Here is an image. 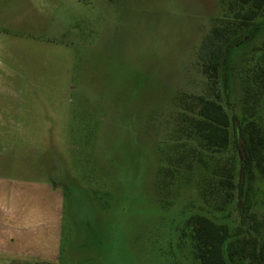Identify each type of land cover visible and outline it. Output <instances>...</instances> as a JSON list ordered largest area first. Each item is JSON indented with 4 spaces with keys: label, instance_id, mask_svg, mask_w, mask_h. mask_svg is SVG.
<instances>
[{
    "label": "rangeland",
    "instance_id": "374dc122",
    "mask_svg": "<svg viewBox=\"0 0 264 264\" xmlns=\"http://www.w3.org/2000/svg\"><path fill=\"white\" fill-rule=\"evenodd\" d=\"M222 11L220 0H0V173L64 193L53 250L0 264H196L183 220L223 216L200 208L197 165L168 188L159 170L210 85L199 52ZM263 186L249 190L261 216Z\"/></svg>",
    "mask_w": 264,
    "mask_h": 264
},
{
    "label": "trees",
    "instance_id": "16d2710c",
    "mask_svg": "<svg viewBox=\"0 0 264 264\" xmlns=\"http://www.w3.org/2000/svg\"><path fill=\"white\" fill-rule=\"evenodd\" d=\"M220 4L223 11L211 19L199 52L210 85L180 116L159 173L168 188L174 179L190 182L187 175L197 165L200 208L223 216L219 221L197 211L183 220L181 236L188 238L196 264H264V214L252 208L249 194L257 179L264 183V44H255L264 35V0ZM238 76L243 94L236 112L228 98ZM260 191L263 196L264 186Z\"/></svg>",
    "mask_w": 264,
    "mask_h": 264
},
{
    "label": "crops",
    "instance_id": "0c3cea01",
    "mask_svg": "<svg viewBox=\"0 0 264 264\" xmlns=\"http://www.w3.org/2000/svg\"><path fill=\"white\" fill-rule=\"evenodd\" d=\"M63 196L57 185L0 173V256H47L56 243Z\"/></svg>",
    "mask_w": 264,
    "mask_h": 264
},
{
    "label": "water",
    "instance_id": "95a60500",
    "mask_svg": "<svg viewBox=\"0 0 264 264\" xmlns=\"http://www.w3.org/2000/svg\"><path fill=\"white\" fill-rule=\"evenodd\" d=\"M242 178H243V166L240 168L239 178H238V199H239V206L241 205V187H242Z\"/></svg>",
    "mask_w": 264,
    "mask_h": 264
}]
</instances>
